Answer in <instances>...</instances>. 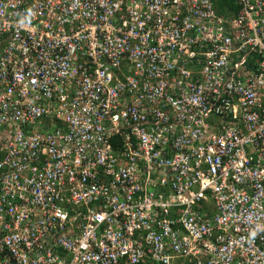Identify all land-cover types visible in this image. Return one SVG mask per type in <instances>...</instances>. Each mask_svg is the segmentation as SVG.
<instances>
[{"label": "built area", "instance_id": "1", "mask_svg": "<svg viewBox=\"0 0 264 264\" xmlns=\"http://www.w3.org/2000/svg\"><path fill=\"white\" fill-rule=\"evenodd\" d=\"M0 0V264H264V0Z\"/></svg>", "mask_w": 264, "mask_h": 264}, {"label": "trees", "instance_id": "2", "mask_svg": "<svg viewBox=\"0 0 264 264\" xmlns=\"http://www.w3.org/2000/svg\"><path fill=\"white\" fill-rule=\"evenodd\" d=\"M234 3L235 0H215V7L220 14H225L229 8L235 11L238 9Z\"/></svg>", "mask_w": 264, "mask_h": 264}, {"label": "rangeland", "instance_id": "3", "mask_svg": "<svg viewBox=\"0 0 264 264\" xmlns=\"http://www.w3.org/2000/svg\"><path fill=\"white\" fill-rule=\"evenodd\" d=\"M214 5H215V0H214Z\"/></svg>", "mask_w": 264, "mask_h": 264}]
</instances>
